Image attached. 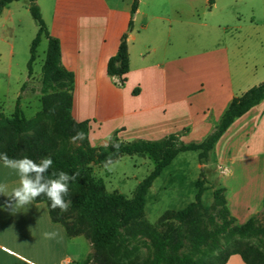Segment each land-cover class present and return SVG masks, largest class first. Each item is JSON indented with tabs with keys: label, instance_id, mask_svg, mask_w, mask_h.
Masks as SVG:
<instances>
[{
	"label": "crops",
	"instance_id": "1",
	"mask_svg": "<svg viewBox=\"0 0 264 264\" xmlns=\"http://www.w3.org/2000/svg\"><path fill=\"white\" fill-rule=\"evenodd\" d=\"M198 1L140 0L132 15L134 0H37L60 40L62 63L74 74L72 114L87 125L92 145L114 136L132 141L170 134L200 142L234 97L264 81V0L234 23L222 11L206 14L207 33L195 37ZM218 1L210 7L207 0L206 7L213 11ZM28 11V0L10 3L0 15L3 34L29 22ZM125 33L130 70L122 85L107 66ZM4 35L12 62L15 48ZM210 158L232 170L219 174L218 187L226 189L231 214L245 223L264 205V99L230 125ZM0 185L8 193L19 185L18 173L2 160ZM10 204L15 201L0 193V264H73L93 251L89 241L84 255V235L70 237L52 220L47 203L33 200L14 210ZM45 232L56 235L45 238ZM226 264L246 263L234 254Z\"/></svg>",
	"mask_w": 264,
	"mask_h": 264
},
{
	"label": "trees",
	"instance_id": "2",
	"mask_svg": "<svg viewBox=\"0 0 264 264\" xmlns=\"http://www.w3.org/2000/svg\"><path fill=\"white\" fill-rule=\"evenodd\" d=\"M15 1L20 0H0V15ZM28 1L30 13L38 25V32L30 47L28 75L33 72L38 48L45 38L48 47L42 65V113L52 122L49 124L27 118L19 95L8 125L0 128V153H7L10 158L29 157L37 162L50 157L53 164L46 174L48 176L59 171L69 175L78 174L75 180L69 182L68 194L64 196L66 202L70 201L67 211L52 209L45 195L34 199L47 203L52 220L61 223L70 237L84 235L91 242L93 251L73 264H132L117 257L112 246L125 244L127 235H136L141 231L153 237L154 246L150 262L142 264H226L234 254L241 255L246 264H264V240L261 244L245 238L235 239L228 245L222 242L226 233L241 236L264 234V226L257 225L254 217L242 225H233L235 218L228 207L224 187L213 191L214 201L220 207L218 214H208L203 203L206 190L204 177L196 182L198 191L195 200L182 209L168 212L162 221L163 229L144 217L146 195L155 180L182 152L198 151L200 160H208L230 125L264 99V81L234 97L215 129L200 142L185 143L178 134L158 140L132 141H122L114 136L111 144H119L118 149L111 144L107 148L93 147L87 125L77 121L72 114L75 78L73 72L62 63L60 40L51 35L37 0ZM139 1L134 0L132 15L136 13ZM214 2L209 0V6L212 7ZM129 70L128 34L125 33L117 53L108 61L107 71L110 76L118 77L123 85ZM77 132H83L86 139L79 141L71 151H64L58 137L71 141ZM125 155L148 157L154 164L153 169L137 184L132 196L118 191L108 193L104 185L94 178L92 166H102L109 157L114 162ZM262 208L264 211V205ZM186 246L193 252L206 248L215 253L194 259L183 251Z\"/></svg>",
	"mask_w": 264,
	"mask_h": 264
},
{
	"label": "rangeland",
	"instance_id": "3",
	"mask_svg": "<svg viewBox=\"0 0 264 264\" xmlns=\"http://www.w3.org/2000/svg\"><path fill=\"white\" fill-rule=\"evenodd\" d=\"M206 2L207 0L198 1V10L195 15L197 24L193 27L195 37H202L207 33V27L202 24L204 20H207L206 14L211 16V12L218 13L222 11L221 15L228 13L225 15L226 21L234 23L241 14H248L258 4L256 0H219L218 7L211 11L206 7ZM15 17H18L17 13ZM27 18L29 22L24 19L21 27L7 32L6 36L0 28V51L4 53V56L0 58V128L8 125V120L15 111L19 95L21 96L23 113L27 118L45 121L49 124L52 122L50 117L42 113V65L48 42L45 38L42 40L38 48L37 59L33 65V72L28 76L30 47L38 32V25L29 11ZM3 35L14 45L16 54L12 62L9 49L6 46L3 47ZM184 40L185 36H182V43ZM261 43L264 45V40ZM7 46L9 47V44ZM58 140L66 152L71 151L79 144V141L73 143L62 137H58ZM185 143L189 142L186 141ZM153 166L152 160L148 157L125 155L112 162L108 167L93 165L92 174L96 180L104 185L108 193L118 191L127 196H132L137 184L152 171ZM202 177L206 180L203 203L208 214L217 215L220 207L216 205L213 196V191L218 188L220 183L217 166L212 158L205 161L200 160L198 151H186L180 153L173 160L150 188L146 195L145 219L159 229H163L162 221L168 212L182 209L195 200L198 191L196 182ZM252 217L255 218L257 225L264 226L263 208ZM233 225L242 224L238 223L235 218ZM81 238L84 248L83 253L87 255L90 251V242L85 236ZM238 238L249 239L261 244L264 240V234L241 236L238 233H226L222 238V242L228 245ZM112 250L123 261L132 264L149 263L154 253L153 237L145 231H141L136 235H127L125 244H115L112 246ZM183 251L191 254L194 259L202 255L205 257L211 256L215 253L214 250L206 248L201 249L199 252H193L187 246L183 248Z\"/></svg>",
	"mask_w": 264,
	"mask_h": 264
},
{
	"label": "clouds",
	"instance_id": "4",
	"mask_svg": "<svg viewBox=\"0 0 264 264\" xmlns=\"http://www.w3.org/2000/svg\"><path fill=\"white\" fill-rule=\"evenodd\" d=\"M86 136L83 132H77L71 138L73 143L83 141ZM111 144V140H105L102 147L107 148ZM95 147V145H92ZM112 147L118 149L119 144H111ZM0 160L6 168L15 170L19 175V185L14 187L10 193L7 192L6 185H0V193L9 196L15 201V206H23L30 204L34 199L41 195L47 196L50 200L51 208H59L62 212L67 211L70 201H65L64 196L68 194L69 182L76 179L78 174L69 175L64 171L53 172L51 176L46 175L51 168L53 161L50 157H44L38 162L29 158H10L7 153H0ZM112 163L111 158L105 161V167ZM217 171L221 176H230L232 170L226 166L218 165ZM14 205L9 207L14 210ZM45 238H53L56 233L45 232Z\"/></svg>",
	"mask_w": 264,
	"mask_h": 264
},
{
	"label": "built area",
	"instance_id": "5",
	"mask_svg": "<svg viewBox=\"0 0 264 264\" xmlns=\"http://www.w3.org/2000/svg\"><path fill=\"white\" fill-rule=\"evenodd\" d=\"M64 264H69L68 262L64 263Z\"/></svg>",
	"mask_w": 264,
	"mask_h": 264
}]
</instances>
